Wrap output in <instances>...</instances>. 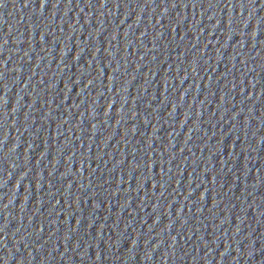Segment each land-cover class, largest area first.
<instances>
[{"label":"water","instance_id":"95a60500","mask_svg":"<svg viewBox=\"0 0 264 264\" xmlns=\"http://www.w3.org/2000/svg\"><path fill=\"white\" fill-rule=\"evenodd\" d=\"M0 264H264V0H0Z\"/></svg>","mask_w":264,"mask_h":264}]
</instances>
